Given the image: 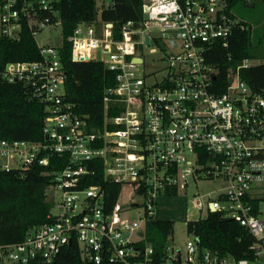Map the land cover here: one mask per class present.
Instances as JSON below:
<instances>
[{
    "label": "built area",
    "instance_id": "1",
    "mask_svg": "<svg viewBox=\"0 0 264 264\" xmlns=\"http://www.w3.org/2000/svg\"><path fill=\"white\" fill-rule=\"evenodd\" d=\"M58 1L0 0V36L19 41L29 31L35 40L44 27L61 26ZM97 1L99 13L113 7V0ZM143 14L148 20L139 24L82 23L68 38L74 62H100L115 75L104 98L110 129L92 131L65 101L60 42L36 43L41 61L6 65L4 79L31 87L46 107V142L1 140L0 171L47 167L54 155L65 165L56 163L51 173L52 222L21 243L0 246V264H56L73 240L93 264H264V218L250 202L264 183V90L241 77L263 62L247 58L229 69L218 94L219 70L207 53L217 44L228 47L235 31L245 29L228 0H145ZM102 169L105 181L120 187L113 206L105 186L87 185ZM191 179L225 183L216 199L196 195L193 202L201 213L221 212L249 232L252 259L219 256L195 238L185 252L167 248L161 260L152 246L142 247L159 198L177 197ZM136 209L139 219L130 215Z\"/></svg>",
    "mask_w": 264,
    "mask_h": 264
},
{
    "label": "trees",
    "instance_id": "2",
    "mask_svg": "<svg viewBox=\"0 0 264 264\" xmlns=\"http://www.w3.org/2000/svg\"><path fill=\"white\" fill-rule=\"evenodd\" d=\"M246 0H228L232 9ZM145 0H113V7L99 13L97 0H59L56 7L61 19V62L68 71L65 86V101L75 111L85 116L92 131L110 129L105 124V102L107 91L115 87V75L100 62H74L68 38L82 23L93 24L98 19L105 22L144 20ZM242 22V21H241ZM244 30H236L228 47L217 44L207 53V61L219 70L215 84L216 93L225 90L229 69H236L245 59H254L252 34L245 22ZM231 56V60H229ZM41 56L33 35L25 31L19 41L0 36V141H27L45 143L43 134L46 107L32 97L31 87L23 83H8L3 72L9 63L38 62ZM262 64L242 71L241 77L257 92L264 90V58ZM112 105V104H111ZM112 111V108H110ZM65 161L57 155L51 156L47 167L35 165L29 170L0 171V246L23 242L28 234L41 225L51 223L48 218L52 202L47 190L52 183V172ZM101 172V171H100ZM101 184L107 189V204L113 206L120 187L105 181L103 169L87 185ZM254 214L258 215L260 200L250 201ZM187 233L199 241L202 249L219 256H232L237 260L252 259L251 246L254 239L237 222L221 212L209 213L205 219L187 223ZM143 248L152 246L158 260L165 255L167 242L173 236L171 221L151 220L145 226ZM56 264H93L86 260L73 240L56 260Z\"/></svg>",
    "mask_w": 264,
    "mask_h": 264
},
{
    "label": "rangeland",
    "instance_id": "3",
    "mask_svg": "<svg viewBox=\"0 0 264 264\" xmlns=\"http://www.w3.org/2000/svg\"><path fill=\"white\" fill-rule=\"evenodd\" d=\"M233 14L242 22H245L247 29L252 34V54L254 59L262 61L264 58V0H246L232 8ZM61 26L44 27L35 35V41L40 46L57 45L61 41ZM225 186L222 180L198 179L188 181L186 190H180L177 197L161 196L158 200V208L155 218L160 221H171L174 225L173 236L167 242L169 250L175 249L185 252L188 241L193 237L187 233V223L197 221L206 217L207 213H201L193 202V197L211 194L216 199V193ZM53 193L52 189L47 190V196ZM252 195L260 200V217L264 218V183L255 186ZM128 196V191L121 198L122 201ZM59 197V195H58ZM142 210L136 209L130 212L133 219L142 216Z\"/></svg>",
    "mask_w": 264,
    "mask_h": 264
},
{
    "label": "water",
    "instance_id": "4",
    "mask_svg": "<svg viewBox=\"0 0 264 264\" xmlns=\"http://www.w3.org/2000/svg\"><path fill=\"white\" fill-rule=\"evenodd\" d=\"M144 18H145L146 20H148V15H145ZM148 42L151 43V41H150L149 39H148ZM140 235H143V232H142V231L140 232ZM197 243H198V242H197Z\"/></svg>",
    "mask_w": 264,
    "mask_h": 264
}]
</instances>
